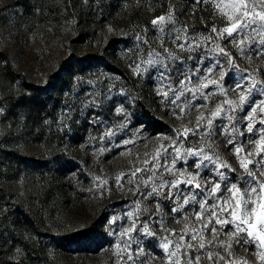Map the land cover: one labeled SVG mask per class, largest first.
<instances>
[{
    "label": "rangeland",
    "instance_id": "374dc122",
    "mask_svg": "<svg viewBox=\"0 0 264 264\" xmlns=\"http://www.w3.org/2000/svg\"><path fill=\"white\" fill-rule=\"evenodd\" d=\"M101 5L106 8L116 5V8L103 15ZM170 8H175L176 26L195 27L197 35L208 34L213 26H226L216 25L214 15L204 5L193 16L194 8L189 0H89V3L84 0H0V50L6 51L16 73L12 86L2 87L0 82V102L6 108L5 114L0 116V264H117L120 258L115 246L119 230L121 226L130 225L127 212L140 201L139 193L133 195L130 192L127 203L110 209L108 221L115 217L119 219L106 225L107 238L93 253L82 256L67 249L63 237L84 227L93 218L100 199L110 191L118 194L124 189L135 191L136 186L127 182L131 172L137 167L142 168L145 159H150L161 144L167 146L170 141L161 140L163 135L140 138L141 133L131 126L129 115L125 120L116 113V108L129 101L130 97L126 95L129 90L125 91L120 78L101 63L91 65L84 72L72 71L70 75L67 70L62 71V67L72 54L94 53L104 48L108 37H113V41L120 38L121 42L116 44L113 52H107L108 60L128 71L136 83L148 86L150 95L159 103L161 97L156 94L159 85L154 82L155 73L153 79H148L146 75L136 76L131 66L140 57L146 58L145 50H161L160 32L151 21L166 15ZM127 15H132L133 19L123 22V16ZM109 27L112 31L108 30ZM84 30L89 33L83 34ZM138 36L140 40H137ZM138 45L142 46L139 52L136 50ZM164 46H170V50L180 56L173 67L186 66L184 71L192 67L193 61L185 59L189 55L187 52H180L174 44L166 43ZM225 46L228 51H236L231 44ZM4 63V58L0 57V67ZM237 66L242 70L235 74L238 77L264 70V60L256 56L251 61L239 57ZM218 75L217 72L216 78ZM21 77L31 83L54 88L53 102H49L41 113L28 115L21 108L20 95L27 93L21 84ZM56 77L60 82L55 81ZM259 78L264 79V76ZM225 80L228 81L227 76ZM0 81H3L2 75ZM206 91L214 89L210 87ZM229 98L238 99V95L230 93ZM222 99L214 97L207 103L214 109ZM102 105L111 106L113 115L117 117L113 119L114 123L111 121L112 126L96 128L93 126L96 121L94 110ZM197 115L199 113L192 109L189 115L177 120L174 129L189 120L195 121ZM83 120L87 128L79 138L76 133ZM120 124L127 127L119 128ZM237 126L240 127L239 124ZM243 130L248 135L246 126ZM106 131H115L116 135L104 138ZM170 135H174V131ZM124 140L133 143L125 145ZM191 144L203 146L199 138H192ZM112 146L118 150L111 156L108 153ZM230 147L217 141L215 150L221 153L222 159L238 167L233 152L228 150ZM101 149L107 151L101 152ZM71 157L78 158L83 165L80 170L83 174L73 170ZM190 170L195 171L194 168ZM122 173L125 175L121 189L114 178ZM94 176L109 179L108 188L96 190ZM68 179L73 181L74 189L68 187ZM140 187L143 189V185ZM140 202L148 209L140 216L141 222L149 218V212L153 220L159 218L155 200ZM170 207L165 211H170ZM22 212L36 220L39 226L37 232L24 227ZM192 219L198 226L195 218ZM169 221L165 222L171 230L169 233L160 232L156 224L151 225L157 233L154 236L132 233L134 241L130 251L136 264L138 259L135 254L141 248L145 257L140 259H146V264H168L163 250L158 247L159 238L161 235L171 237L182 233L183 215L179 223ZM235 252L238 257H246L249 264L256 260L251 252L241 248Z\"/></svg>",
    "mask_w": 264,
    "mask_h": 264
},
{
    "label": "snow or ice",
    "instance_id": "6c2138e0",
    "mask_svg": "<svg viewBox=\"0 0 264 264\" xmlns=\"http://www.w3.org/2000/svg\"><path fill=\"white\" fill-rule=\"evenodd\" d=\"M84 2L89 3V0ZM189 2L194 8L193 16L204 5L214 15L216 25L226 26H213L208 34L197 35L195 27L176 26L175 8L151 21L160 32L162 51L145 50L146 58L140 57L131 66L133 74L153 79L155 73L160 103L171 109L177 119L182 120L192 109L199 115L195 121L189 120L174 129V135L161 136V140L170 143L167 146L161 144L150 159L143 161L142 168L137 167L131 172L127 182L136 187L135 191L131 188L129 191L133 195L139 193L140 201L155 200L159 218L153 220L149 212V218L141 222L140 216L148 209L140 201L135 203L133 210L127 212L130 225L121 226L119 230L115 246L120 258L117 264H136L130 251L134 231L154 236L157 233L151 225L156 224L160 232L169 233L171 230L165 220L179 223L181 214L183 232L159 238L158 247L163 250L168 264H204L205 261L208 264H249L246 257L236 256L237 248L251 252L256 258L253 264H264V99H260L264 96V79L259 78L264 76V70L235 75L242 71L237 66L239 57L251 61L256 56L264 60V0ZM108 30L112 31V28ZM140 39L138 36L137 40ZM166 43L174 44L180 52H187L189 55L185 59L193 61L192 67L187 71H184L186 66L173 67L180 56L174 54L170 46L165 47ZM225 44H231L236 51H228ZM141 47L138 45L136 50L139 52ZM226 76L231 84L225 80ZM210 87L214 91H206ZM230 93L238 95V99L229 98ZM214 97L223 99L213 109L207 102ZM115 111L128 119L123 104ZM5 112L6 108L0 102V116ZM245 126L248 135L243 130ZM126 127L119 125V128ZM137 131H146L142 122ZM115 135V131H106L104 138ZM192 138H199L203 146H193ZM217 141L231 146L228 150L233 152L238 167L222 159L221 153L215 150ZM123 143L133 141L124 140ZM103 151L107 149H101ZM193 168L195 171L190 170ZM237 172L238 175H232ZM124 175L114 178L118 188H123ZM92 179L98 191L106 190L110 184L109 179L99 176ZM169 206L170 211H165ZM115 219L119 218L108 223ZM135 255L138 264H146V259H140L145 257L144 249Z\"/></svg>",
    "mask_w": 264,
    "mask_h": 264
},
{
    "label": "trees",
    "instance_id": "16d2710c",
    "mask_svg": "<svg viewBox=\"0 0 264 264\" xmlns=\"http://www.w3.org/2000/svg\"><path fill=\"white\" fill-rule=\"evenodd\" d=\"M101 6V12L103 15L114 11L116 8V5H109V8H106L104 5ZM123 17V22L133 19L132 15ZM87 33L89 32L84 30L83 34L87 35ZM112 38L113 37L111 36L108 37L105 41L104 48L97 49L94 53L84 52L82 54H72L68 62L63 65L62 71L67 70V74L70 75L72 71L84 72L88 70L91 65L101 63L111 73L120 78L125 91H127V89L129 90L127 95L130 99L122 104L125 106L126 112L129 115V120H131V126L134 129H137V126L141 122L143 123V127L146 131L141 133L140 138H144L145 136L151 138L159 135H170L173 133L175 125L177 124L178 119L176 118V115H174L171 110L169 111V109L160 102L157 103L155 101L150 95L148 86L136 83L135 78H133L128 71L118 64H114L108 60L107 52H113L116 44L121 42L120 38H117L115 41H113ZM0 57H3L5 60L3 67H0V75H2L3 78V81H0L3 85L2 87L12 86L16 73H14L6 51L0 50ZM58 78L59 77H56L55 81H57ZM21 84L23 88H25V91H27V93L20 95L19 98L21 108L25 110L26 114L30 115L34 112H38L39 114L46 108L45 106L49 102H53V87L31 83L24 77H21ZM132 98H134V101ZM110 107L102 105L100 106V109L94 110L95 115L93 118L96 121H102L100 123L95 122L93 124L94 127L105 128L112 126L111 121L114 123L113 119L117 117V115H113V110L110 109ZM86 128L85 120H83L76 136L81 138L83 133L86 132ZM117 150L116 147L112 146L108 154L112 156L117 153ZM71 162L73 170L81 173L82 171L80 170L83 169V165L79 163L78 158L71 157ZM81 174H83V172ZM67 184L70 189H74V183L71 179H68ZM130 195V191L127 189H124L119 194L113 190L107 195H104L98 203L93 218L76 232L64 235L63 241L67 244L66 248L78 252V254L82 256L89 255L98 250V248L102 246V242L107 238L105 230L111 212L110 209L127 203L130 200ZM23 216L25 218V221L22 222L24 227L37 232L39 226L36 220L26 213ZM169 220L170 219H166L165 222H170Z\"/></svg>",
    "mask_w": 264,
    "mask_h": 264
}]
</instances>
